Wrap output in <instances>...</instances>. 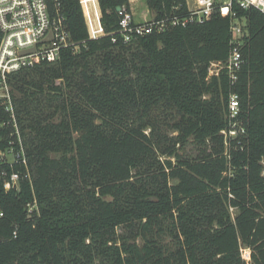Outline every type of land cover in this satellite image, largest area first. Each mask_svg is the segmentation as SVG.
<instances>
[{
  "label": "trees",
  "instance_id": "obj_1",
  "mask_svg": "<svg viewBox=\"0 0 264 264\" xmlns=\"http://www.w3.org/2000/svg\"><path fill=\"white\" fill-rule=\"evenodd\" d=\"M143 1L157 19L187 10ZM133 2L99 0L106 36L91 40L80 0L50 1L79 51L9 76L31 182L0 191V264H264V14L240 11L233 84L209 76L229 19L125 43L117 8Z\"/></svg>",
  "mask_w": 264,
  "mask_h": 264
},
{
  "label": "built area",
  "instance_id": "obj_2",
  "mask_svg": "<svg viewBox=\"0 0 264 264\" xmlns=\"http://www.w3.org/2000/svg\"><path fill=\"white\" fill-rule=\"evenodd\" d=\"M50 1L52 0H0V108H3L6 114L4 119H0V191L19 192L22 182H31L28 157L9 76L41 62L54 63L59 60L65 49H70L73 53L79 51V46L71 40L65 18L61 14L51 18ZM80 4L90 39L105 37L99 0H80ZM181 8V5L176 6L174 11ZM186 9L183 15L172 13L168 17L157 19L148 8L149 16L145 15L137 21L136 9L120 7L118 32L123 41L128 43L152 33H163L171 28L204 24L216 16L229 19L234 35L230 57L225 64L213 63L209 76H219L220 72L225 70L231 82L237 83L238 73L245 63L240 47L247 26L246 18L240 17V11L256 9L264 14V0H187ZM113 42L115 43L116 39H113ZM33 48L35 51L31 52ZM229 110L231 120L239 116L240 102L235 93L230 97ZM240 132L245 133L243 128ZM238 133L234 130L230 135L236 136ZM20 168L27 171L23 172ZM36 208V201L27 205L29 214ZM4 217V212L0 210V221ZM16 234L14 231L13 235ZM242 256L246 261H250L249 250H242Z\"/></svg>",
  "mask_w": 264,
  "mask_h": 264
},
{
  "label": "rangeland",
  "instance_id": "obj_3",
  "mask_svg": "<svg viewBox=\"0 0 264 264\" xmlns=\"http://www.w3.org/2000/svg\"><path fill=\"white\" fill-rule=\"evenodd\" d=\"M190 1V0H189ZM133 8L136 9V19L140 21L143 16H149L148 8L143 0H134ZM187 152H190L189 150Z\"/></svg>",
  "mask_w": 264,
  "mask_h": 264
},
{
  "label": "water",
  "instance_id": "obj_4",
  "mask_svg": "<svg viewBox=\"0 0 264 264\" xmlns=\"http://www.w3.org/2000/svg\"><path fill=\"white\" fill-rule=\"evenodd\" d=\"M117 11H120V7L117 8ZM34 51H35V49L33 48V49L31 50V52H34ZM31 52H28V53H31ZM22 54H24V52H23Z\"/></svg>",
  "mask_w": 264,
  "mask_h": 264
}]
</instances>
